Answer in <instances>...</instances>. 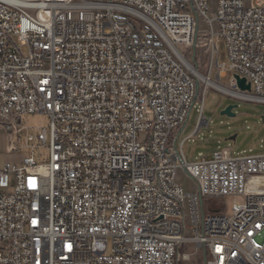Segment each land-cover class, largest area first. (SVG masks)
<instances>
[{
  "label": "built area",
  "instance_id": "2783aa9c",
  "mask_svg": "<svg viewBox=\"0 0 264 264\" xmlns=\"http://www.w3.org/2000/svg\"><path fill=\"white\" fill-rule=\"evenodd\" d=\"M204 33L213 57L225 42L220 79L264 103V0H0L8 150L25 115L51 120L27 137L47 161L0 170V264H264V155L222 146L190 164L177 144L198 103L185 52ZM232 195L231 215L209 206Z\"/></svg>",
  "mask_w": 264,
  "mask_h": 264
},
{
  "label": "rangeland",
  "instance_id": "374dc122",
  "mask_svg": "<svg viewBox=\"0 0 264 264\" xmlns=\"http://www.w3.org/2000/svg\"><path fill=\"white\" fill-rule=\"evenodd\" d=\"M210 11L214 12L216 0H209ZM200 32L205 28L203 21H200ZM209 40L208 33L203 36L185 52L186 59L191 67H194V75L198 84L197 102L190 113L186 124L177 134L178 146L184 143V155L188 163L196 162L202 155L212 158L213 153L219 147H230L232 155H264V103L245 101L230 91H236L231 84L232 72L228 71L225 78L220 79L219 71L216 68V59L228 68V55L225 42L217 41L219 53L213 57L212 50L207 46ZM26 50V49H24ZM191 67V68H192ZM206 77V78H204ZM224 88L220 89L211 86L206 79ZM239 93V92H238ZM242 95V94H241ZM230 101L224 107V103ZM204 102L202 113V126L198 127L200 112ZM229 105H235L232 114H223L224 109ZM50 118L45 113L25 115L18 127L21 132L15 135L13 142L17 148L15 152L8 150L10 140L6 127H0V170L7 163L19 164L25 156L34 155L38 163L47 161L49 150L46 147L35 148L32 146L36 142H27L29 134L37 136L46 128L50 132ZM145 140V136H141ZM177 183L182 185L186 192L198 191L197 183L188 177L186 173L179 169L176 177ZM243 199L239 196H226L219 199H212L209 206L224 205L227 214H232L234 204Z\"/></svg>",
  "mask_w": 264,
  "mask_h": 264
},
{
  "label": "water",
  "instance_id": "95a60500",
  "mask_svg": "<svg viewBox=\"0 0 264 264\" xmlns=\"http://www.w3.org/2000/svg\"><path fill=\"white\" fill-rule=\"evenodd\" d=\"M194 68V67H193ZM236 80H237V88H239L241 91H251V84L247 83V80L245 78H241L239 75H235ZM235 107V105H229L227 106L223 114H232V110Z\"/></svg>",
  "mask_w": 264,
  "mask_h": 264
},
{
  "label": "bare ground",
  "instance_id": "6f19581e",
  "mask_svg": "<svg viewBox=\"0 0 264 264\" xmlns=\"http://www.w3.org/2000/svg\"><path fill=\"white\" fill-rule=\"evenodd\" d=\"M191 67H192V65H191ZM191 69H193L194 71H195V69L192 67ZM204 78H206V77H204ZM206 81H207V83L208 84H210L211 86H214V87H217V88H220V89H223L224 90V88L223 87H221L220 85H218V84H216L215 82H213L210 78H207L206 79ZM229 92H232V93H234V94H237V95H239V96H243V95H241V93H238V92H235V91H230L229 90ZM243 92V91H242ZM249 92V91H248Z\"/></svg>",
  "mask_w": 264,
  "mask_h": 264
},
{
  "label": "trees",
  "instance_id": "16d2710c",
  "mask_svg": "<svg viewBox=\"0 0 264 264\" xmlns=\"http://www.w3.org/2000/svg\"><path fill=\"white\" fill-rule=\"evenodd\" d=\"M230 100L229 99H227V102L226 103H224L225 105H224V107L227 105V104H229L228 102H229Z\"/></svg>",
  "mask_w": 264,
  "mask_h": 264
}]
</instances>
